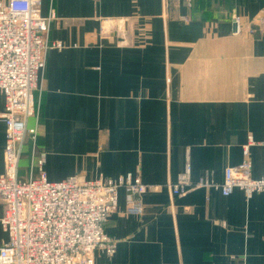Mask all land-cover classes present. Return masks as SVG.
<instances>
[{
	"label": "crops",
	"instance_id": "crops-1",
	"mask_svg": "<svg viewBox=\"0 0 264 264\" xmlns=\"http://www.w3.org/2000/svg\"><path fill=\"white\" fill-rule=\"evenodd\" d=\"M39 2L53 20L38 119L27 128L36 125L46 180L131 174L153 187L140 215L118 192L103 226L117 249L96 251L94 264H264V193L169 188L186 169L193 185H220L246 158L252 179L264 176V0ZM4 145L0 119V173ZM31 148L28 138L19 181ZM7 240L0 225V248Z\"/></svg>",
	"mask_w": 264,
	"mask_h": 264
},
{
	"label": "built area",
	"instance_id": "built-area-1",
	"mask_svg": "<svg viewBox=\"0 0 264 264\" xmlns=\"http://www.w3.org/2000/svg\"><path fill=\"white\" fill-rule=\"evenodd\" d=\"M39 9V0L0 4V93L4 100L0 119L5 126L0 225L8 236L0 248V264H94L96 251L109 257L116 252L118 241L108 236L103 226L116 212L118 192L126 194L127 213L140 215V197L153 187L131 174L89 182L78 177L57 183L46 180V155H36L33 146L36 125L27 128L29 119H38L39 104L34 97L41 92L50 50L47 38L53 15L42 18ZM233 24L239 32L240 18H234ZM54 48L61 46L55 44ZM28 138L32 142L28 174L19 181V162ZM251 165L246 158L237 167L226 169L220 185L208 179L193 185L186 169L169 188L173 196L197 188H215L223 197L236 189L246 197L262 194L264 176L252 179Z\"/></svg>",
	"mask_w": 264,
	"mask_h": 264
},
{
	"label": "rangeland",
	"instance_id": "rangeland-1",
	"mask_svg": "<svg viewBox=\"0 0 264 264\" xmlns=\"http://www.w3.org/2000/svg\"><path fill=\"white\" fill-rule=\"evenodd\" d=\"M27 168H24V172L26 171Z\"/></svg>",
	"mask_w": 264,
	"mask_h": 264
}]
</instances>
